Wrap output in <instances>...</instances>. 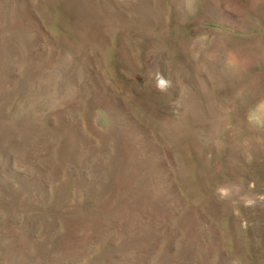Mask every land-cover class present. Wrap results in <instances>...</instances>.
I'll return each instance as SVG.
<instances>
[{
  "label": "rangeland",
  "instance_id": "rangeland-1",
  "mask_svg": "<svg viewBox=\"0 0 264 264\" xmlns=\"http://www.w3.org/2000/svg\"><path fill=\"white\" fill-rule=\"evenodd\" d=\"M260 196L264 0H0V264H264Z\"/></svg>",
  "mask_w": 264,
  "mask_h": 264
},
{
  "label": "clouds",
  "instance_id": "clouds-1",
  "mask_svg": "<svg viewBox=\"0 0 264 264\" xmlns=\"http://www.w3.org/2000/svg\"><path fill=\"white\" fill-rule=\"evenodd\" d=\"M160 83H161V84L164 83V80H163L162 74H161V80H160ZM216 191H217V193H218V195H219V198H221V199H224V198H226V197L229 195V189L226 188V187H219V188H217ZM258 199L261 200V201H264V196H260V197H258ZM247 203H248V204H252V203H254V201H253V200H248Z\"/></svg>",
  "mask_w": 264,
  "mask_h": 264
}]
</instances>
